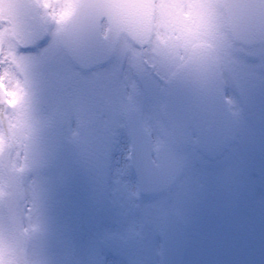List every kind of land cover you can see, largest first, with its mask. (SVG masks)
Wrapping results in <instances>:
<instances>
[{"label": "flooded vegetation", "instance_id": "1", "mask_svg": "<svg viewBox=\"0 0 264 264\" xmlns=\"http://www.w3.org/2000/svg\"><path fill=\"white\" fill-rule=\"evenodd\" d=\"M193 1L182 5L166 0L164 5L154 0L159 10L154 29L163 33L152 42L154 74L165 97L152 107L150 133L153 141L164 142L167 151L183 159L178 179L187 181L189 206L208 214L203 222L223 225L236 193L248 186L253 161L264 160V45L234 44L226 24L215 18L195 23L191 13L199 0ZM201 2L208 6L204 11L219 14L218 0ZM87 82L91 85L92 79ZM85 94L91 106V89ZM196 234L205 238L202 231ZM70 251L69 264L102 263L73 243Z\"/></svg>", "mask_w": 264, "mask_h": 264}, {"label": "rangeland", "instance_id": "2", "mask_svg": "<svg viewBox=\"0 0 264 264\" xmlns=\"http://www.w3.org/2000/svg\"><path fill=\"white\" fill-rule=\"evenodd\" d=\"M54 1L56 2L57 0H41L45 18L51 26L52 36L51 42L48 45L41 48L38 53L31 55L32 59H44L42 61L44 64L41 65L42 70H38V67L34 65L31 70L36 72L34 75H28V72H24V78H29L33 82L44 76L48 67L56 71L57 62L55 57H57L59 52H57L54 30L59 27L58 24L61 23L62 17L67 13L65 8L67 4L71 3V0L69 2L68 0H61L62 7H54ZM148 53L147 56L150 57L147 58V61L150 62L152 56L150 49ZM136 55L137 52L133 51L125 43L121 54V57L125 56L124 59L126 58L124 61L121 62L120 57L117 61L109 64L108 67L94 73L97 75V85L94 83L95 95L92 127L84 129L81 135H75L71 126L66 127L62 125L65 137L63 136L61 150L45 168L33 169L29 167L30 154L27 151L25 143H22V141L16 143L15 161L24 169V192L28 201L30 197L33 198L34 211H37L38 196L42 189L46 193L48 191L50 194L52 193V199L54 198V194H60L61 205L65 206V208L62 206L60 210V216L63 221L58 224V227L61 233H68L71 229V223H64L65 221L68 222V219L65 220L63 218L70 214L68 213V207L70 205L69 185L71 184V170L76 173L79 184L89 183L90 175L87 173L90 169L92 174H104L105 179L100 182V187L103 188V192L106 191V200L101 202V207H103L102 212L98 215L96 214L100 221L96 222L95 226H93L92 222L90 226L92 225L91 231L103 234L105 239L100 243L96 242L95 245L89 244L87 246L92 247V249L83 246L84 249L86 248V251L89 249L87 254L93 256V260L102 259L101 264H116V261H118V264H126L130 260H141L145 264H158L159 241L156 239V234L164 215L170 211L181 217L185 216L187 219L189 218L188 221L191 226L196 225L191 220V217L193 215H202L199 213V208H194L192 213L188 212L185 204H181L179 198L176 197L177 191L174 190L168 197L169 202L164 201L166 199L165 196L162 194L158 196L157 194L154 197L143 198L139 211L135 208V183L130 170L127 168L126 158L124 157L127 139L125 141L122 136L121 115L127 110H137L144 120L149 122V105L152 107L164 96L163 92L160 93L158 91L159 86L152 78V75L148 71H143L141 65H139V75L137 76L138 81L141 80L140 85H136V82L133 80L134 77L129 72V74L126 72L123 76H119L118 68H124L126 71L130 70L129 65L132 62L134 64L137 63ZM29 56L24 55L25 64L28 61L31 62ZM20 58L22 57L19 55ZM46 64H48V67ZM14 73V70H11V73H6L12 88L18 84V77L14 76ZM12 77L14 80H12ZM61 92L56 93V96L54 94V97L56 98ZM102 99L104 100L103 105L101 104ZM71 101H68L66 106L77 110L79 103L73 97ZM57 104L56 108H61L60 112H58L59 114L64 109H67L65 107L62 108L59 103ZM104 113L106 114V122L107 120L109 121L107 123L102 122L101 115ZM84 115L83 113V121L85 119ZM78 119H81V117L78 116ZM87 129L92 130V133H90L92 137L86 139L83 143L80 139L85 138L83 135ZM73 150L76 151L75 158ZM77 152H79V155ZM106 152L107 156H105ZM79 167H82V169L79 170ZM248 186L249 188L248 190L246 188L244 194L238 192L240 200L237 203V208L226 223L230 233L232 229L238 232L234 236L233 242L226 241L224 243L225 239H217L219 243L215 247V250H202L199 261L194 260L189 252V263L207 264L212 259L213 264L232 263L231 255H238L239 252L229 248L235 246V249L240 251L247 244L251 243L252 240L249 239L247 232L250 226H253L254 230H256V227L258 232H263V239L258 238L257 243L253 240V248L251 246L245 248L243 251H248L247 256L242 253L236 258V264L257 263L256 260L258 258L254 256V253L260 255V259L264 258V253H262V249H264V229H262L264 224V176H261L259 163L258 170L250 174ZM57 189L60 191L57 192ZM30 204L32 206V203ZM26 219L25 225L31 226L28 231L32 236L30 248L31 260L32 264H37L39 257L38 243L41 245L42 238L41 223L38 221L36 214H33L32 217L28 216ZM140 223L142 229L139 228ZM147 223H150V226ZM81 224L75 231L81 230ZM49 226L53 228V231H56L54 228L57 227H54L52 222L49 223ZM223 230L227 229L222 228L221 231L223 232ZM229 235H226V237L228 238ZM60 240L61 248L58 252L67 253L68 256V250L62 244L66 240L59 238ZM190 243L194 245L195 249L198 248L195 240L190 239ZM232 243L234 246L230 247ZM9 249L8 233L0 211V264H5ZM113 260L116 261L114 262Z\"/></svg>", "mask_w": 264, "mask_h": 264}, {"label": "water", "instance_id": "3", "mask_svg": "<svg viewBox=\"0 0 264 264\" xmlns=\"http://www.w3.org/2000/svg\"><path fill=\"white\" fill-rule=\"evenodd\" d=\"M18 1H21L22 3L25 4L23 5V7H20V12H19L21 15L24 16V18L22 20L20 18V15H18V18L15 17V22H13L15 34L21 35V33H25V32L29 33L30 30L26 28L28 26H30L31 31L36 30L37 24L42 26L41 21L36 19L38 7L35 1L34 0H18ZM128 1H132V0H128ZM232 1L233 0H222V4H224V7L228 9L230 2ZM236 1H237L236 28L239 30H243L244 32H248L250 28H252V31H255L258 27V24L262 23L258 20V17L259 18L264 17V0H236ZM83 2H84L83 3L84 6L82 7L81 5L77 9L74 15V21L72 22L73 28H77V24L86 27V21L83 24L78 22L79 18L83 17L84 13L87 12V10H85V6H90L89 0H83ZM31 8L33 9V11ZM16 12L17 11H13V13ZM1 15L3 18H7L6 16H4L6 15L5 11H2ZM32 25L35 26L34 30L32 29ZM87 27H89V25H87ZM235 32H237L238 37H242L238 39L239 41L248 40L250 42H253L259 39L261 40L264 39V36L246 38L241 36L238 33L239 32L238 30ZM254 34L255 36L264 35V31L259 30L258 32L251 34V36H253ZM24 36H25L24 34L21 35V38H24ZM10 152H11V144L9 142L8 137H6L5 142L0 150V167L6 177V184L9 185L13 197L16 198V197H20L21 179L19 172L10 165V160H9ZM15 203H16L15 201H9L3 204L4 211L11 231L12 242H13V256H12L11 264H27V254H26L27 241L25 239L24 233L21 231L20 228V217L19 215L13 217L11 214V208L14 207Z\"/></svg>", "mask_w": 264, "mask_h": 264}, {"label": "clouds", "instance_id": "4", "mask_svg": "<svg viewBox=\"0 0 264 264\" xmlns=\"http://www.w3.org/2000/svg\"><path fill=\"white\" fill-rule=\"evenodd\" d=\"M2 84H3V86L9 87V83H8L7 79H5ZM3 86H0V95H3V92H4ZM4 107L7 109L8 112L11 111L10 106L5 105ZM9 201H15L16 202L14 207L11 208V214L13 217H16L17 215H19L21 220H23L24 218L31 215V213L29 212V206L30 205H29V202L27 200V197H16V198H14L9 185L6 183L0 184V205H3ZM21 224H23V223H21ZM30 228H31L30 225H24L23 224V230L24 231H29Z\"/></svg>", "mask_w": 264, "mask_h": 264}, {"label": "snow or ice", "instance_id": "5", "mask_svg": "<svg viewBox=\"0 0 264 264\" xmlns=\"http://www.w3.org/2000/svg\"><path fill=\"white\" fill-rule=\"evenodd\" d=\"M2 22V21H0ZM0 86H3L2 83H0ZM4 87V92L3 95H0V105L2 106H10L12 105V100H11V93L9 92V87L3 86Z\"/></svg>", "mask_w": 264, "mask_h": 264}]
</instances>
